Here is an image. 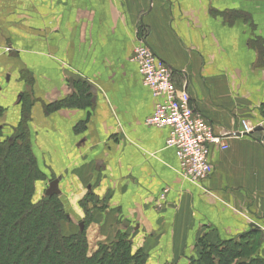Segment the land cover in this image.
<instances>
[{
	"label": "crops",
	"instance_id": "1",
	"mask_svg": "<svg viewBox=\"0 0 264 264\" xmlns=\"http://www.w3.org/2000/svg\"><path fill=\"white\" fill-rule=\"evenodd\" d=\"M139 39L216 133H235L210 145L199 185L180 175L169 129L145 124L160 99L128 60ZM27 105L42 184L58 178L79 220L95 199L92 249L123 233L145 264H195L202 241L264 222V0H0L4 136Z\"/></svg>",
	"mask_w": 264,
	"mask_h": 264
},
{
	"label": "trees",
	"instance_id": "2",
	"mask_svg": "<svg viewBox=\"0 0 264 264\" xmlns=\"http://www.w3.org/2000/svg\"><path fill=\"white\" fill-rule=\"evenodd\" d=\"M28 121L26 106L12 134L0 139V264H145L147 255L142 250L132 252L123 233L88 255L83 230L69 236L61 232L64 214L56 195L32 202L34 182L43 173L28 135ZM201 248L195 264H233L241 255L234 238L203 242ZM247 264H264V258L256 255Z\"/></svg>",
	"mask_w": 264,
	"mask_h": 264
},
{
	"label": "built area",
	"instance_id": "3",
	"mask_svg": "<svg viewBox=\"0 0 264 264\" xmlns=\"http://www.w3.org/2000/svg\"><path fill=\"white\" fill-rule=\"evenodd\" d=\"M146 50L153 55L149 47L142 52L144 82L160 100L153 113L145 119V124L169 129L165 144L174 150L178 158L180 175L199 185L212 172L210 145L217 144L225 148L227 144L224 138L235 133H216L212 124L195 112L188 93L177 87L168 66L162 60L146 55ZM251 132L252 127L243 124L240 134Z\"/></svg>",
	"mask_w": 264,
	"mask_h": 264
},
{
	"label": "rangeland",
	"instance_id": "4",
	"mask_svg": "<svg viewBox=\"0 0 264 264\" xmlns=\"http://www.w3.org/2000/svg\"><path fill=\"white\" fill-rule=\"evenodd\" d=\"M127 1H129V0H127ZM143 10H144V8L140 10L139 14H141ZM235 15H236V17L242 16V14H240V15L235 14ZM148 28H149V26H148ZM143 32L146 33V30ZM144 35H143V33H141L140 36L143 37ZM146 47H149V46L147 44H145V41H141L139 39V41L133 42L130 55L128 56L129 62L136 66L137 71L139 73V76L141 78V82L145 87H147V86L145 85V82H144L145 81V75L143 72V65H142L143 64L142 62H144V60L142 59L144 54H142V52H143V50H145ZM145 53L149 57L153 56L154 58L160 59L154 52H153V55H152V53H150L147 50ZM157 59H155L156 63H158ZM170 71H171L172 78H173V76L176 77V74L174 73V71H172L171 69H170ZM22 76L26 77V73H23ZM177 77H178L177 80L180 83H182L180 76H177ZM178 81H177V83L179 85L180 83ZM6 137L7 136H4V134L0 131V139H4ZM43 180H46V177L44 176V174L42 177L38 178V180H36L34 182V190H33V194H32V202H34V203L39 201L42 197L45 196V189L47 188L48 184H46V185L42 184ZM56 196L58 197V195H56ZM58 199L61 203V206L63 209V214H64L63 218H61V220H60L61 232L64 235L69 236V235L76 234L79 231L83 230L85 232V240L87 242L86 253L88 255H91L98 248V246L101 244V243H95L93 245L95 247H94V249H92V245H90V242H89V234H87V232H86L87 224L89 223V221H91L95 218V216L93 215V212L90 213V211H89L90 208L92 211L95 208L94 207L95 206V201H94L95 199H92V200L83 199V200L79 201V204H80V206H82V209H85V215H86V217L83 218L82 220H79L78 218H76L71 213V211L66 207V205L64 204V201H61L59 197H58ZM87 208H89V209H87ZM80 224H82V227H80ZM258 226H259V228H255L252 226L253 228H255L254 231H251V229H250L249 231L245 232V233H249L246 237L241 238V237H239V235L233 237L234 239H236V242L240 243V248H237V252H240V254H241V255H239V257H237L236 261H234L233 264H235V263L238 264V262H242L243 264L244 263L247 264L249 259L251 257L256 256V255L264 258V222H262ZM261 226L263 229H261ZM250 231H251V233H250ZM241 234H244V233H241ZM117 238H118V236L116 234L115 237L108 243L113 242ZM203 242L206 244L211 243V242L204 240V241H202L201 245H203ZM198 250L200 251V250H202V248L199 247Z\"/></svg>",
	"mask_w": 264,
	"mask_h": 264
},
{
	"label": "water",
	"instance_id": "5",
	"mask_svg": "<svg viewBox=\"0 0 264 264\" xmlns=\"http://www.w3.org/2000/svg\"><path fill=\"white\" fill-rule=\"evenodd\" d=\"M65 75L68 77L69 81H85L82 77L79 75L70 72L69 70L64 71ZM60 190L58 187V178L52 179L49 183L47 188L45 189V196L50 197L52 195H59ZM251 226L255 228H259L257 224H251ZM80 227H82V224H80Z\"/></svg>",
	"mask_w": 264,
	"mask_h": 264
}]
</instances>
